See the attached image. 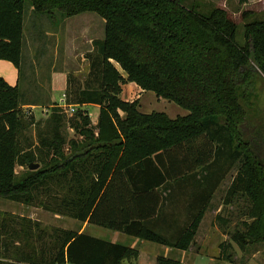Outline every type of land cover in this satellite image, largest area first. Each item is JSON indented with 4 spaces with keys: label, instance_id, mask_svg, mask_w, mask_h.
<instances>
[{
    "label": "trees",
    "instance_id": "obj_1",
    "mask_svg": "<svg viewBox=\"0 0 264 264\" xmlns=\"http://www.w3.org/2000/svg\"><path fill=\"white\" fill-rule=\"evenodd\" d=\"M27 3L51 20L56 12L64 18L92 12L105 20L104 38L93 40L87 56V77L77 82L69 76L65 93L69 105L100 110L95 126L87 112L76 111L69 123L78 139L68 140L62 133L66 116L54 104L51 136L39 132L38 146L25 148L21 138L34 120L22 107L39 104L26 103L19 83L0 76V198L187 252L218 186L237 168L224 205L245 199L252 221L242 223L231 242L248 253L264 245V162L242 127L254 78L264 76V20L245 23L240 45L226 9L202 14L186 0H0V60L14 64L19 80ZM128 82L188 114L142 113L138 99L121 97ZM38 162L42 167L30 171ZM17 167L27 170L18 174ZM201 171L210 172L203 182L197 179ZM180 183L201 188L188 201L183 229L169 238L155 225L169 199L163 192ZM231 242L220 245L230 263ZM139 254L86 232L0 216L3 264H124ZM156 264L182 263L160 256Z\"/></svg>",
    "mask_w": 264,
    "mask_h": 264
},
{
    "label": "rangeland",
    "instance_id": "obj_2",
    "mask_svg": "<svg viewBox=\"0 0 264 264\" xmlns=\"http://www.w3.org/2000/svg\"><path fill=\"white\" fill-rule=\"evenodd\" d=\"M29 3V2H28ZM25 9L24 38L22 45V66L23 72L20 77V88L25 102L39 104L35 107L23 108L26 118L33 119L34 124L30 126L21 138L23 146L37 147L39 132L51 136L50 119L52 117V106L55 104L66 116L65 125L62 128L63 135L68 139H78L77 134L72 129L69 121L79 109L89 114L93 126L97 125L99 117V107L86 105L84 107L72 106L67 103L66 93L67 80L73 76L75 81L82 82L89 72L88 54L93 52V40L103 39L105 35V20L96 13L87 12L73 17L64 18L62 13L56 12V17L51 20L45 15H35L32 9ZM197 4V9L202 14H209L213 7H222L227 10L229 16L237 23L236 41L243 45L245 43L244 27L247 21L254 19L264 20V0H249L247 5L240 3V0H186L187 5ZM244 11L250 12L243 18ZM59 76L57 80V90L50 94V86L53 82L54 73ZM131 84L132 87L129 85ZM140 88L134 82H128L123 86L122 98L130 100L138 99L141 104L142 113L159 112L165 113L170 118L186 116L187 111L179 107L168 99L159 98L153 91L141 89L142 93H137ZM30 92H25V89ZM61 98L64 102L61 103ZM248 119L243 124L245 139L253 140L257 154L264 162V76L260 74L254 78L249 97V105L246 106ZM146 109V110H145ZM29 122V121H28ZM42 167L41 163H36ZM26 168L17 167V173L26 171ZM237 168L232 170L218 186L211 205L206 213L205 221L199 232L198 245L205 247L203 256L196 255L200 248H193L187 257L182 260L179 252L171 255L170 258L182 261V264H264V245L257 247L252 252H243L236 245L232 251L233 262L230 263L222 259V255L216 251L222 243L231 242V237L239 228L243 230L242 223L251 222L246 216L249 202L245 199L237 198L231 206H225L224 200L227 190L235 177ZM210 172H199L198 180L203 182L205 175ZM215 179V177H214ZM214 179L212 181L214 182ZM192 182L196 183L195 180ZM9 214L12 216L31 219L38 222L45 229H63L79 231L84 225L67 216H60L48 212L40 207L26 206L0 198V216ZM218 216L228 220L226 224L218 220ZM88 230V234L100 237L105 240L117 238L115 234L102 228L94 227V231ZM116 240V239H115ZM132 239L128 236L119 237V243L131 247ZM134 248L142 249L152 247L160 249V245L145 242L147 246L140 244ZM221 243V244H220ZM216 247V248H213ZM215 259V263L210 262ZM1 261V260H0ZM0 264H3L0 262Z\"/></svg>",
    "mask_w": 264,
    "mask_h": 264
},
{
    "label": "crops",
    "instance_id": "obj_3",
    "mask_svg": "<svg viewBox=\"0 0 264 264\" xmlns=\"http://www.w3.org/2000/svg\"><path fill=\"white\" fill-rule=\"evenodd\" d=\"M243 5H247V3H244ZM96 39H99V38H96ZM53 73H54V76H53V82L51 83V86H50V90H51L50 94H54V92L57 90V85H58L57 80L59 81V76H57V73L55 71ZM0 76L5 78L11 85H16L20 82L18 69L14 66V64H12L10 61H7V60H0ZM129 86L132 87L131 84ZM135 88L137 89V93L143 92L140 88H137V87ZM64 95L65 93H63V96ZM124 99H127V98H124ZM127 100H130V99H127ZM63 102H64V98H61V103ZM26 107H35V106H23L22 108H26ZM141 107L142 106L140 104V110H141ZM145 114H150V113H145ZM173 186L171 188H168L165 192H163L164 197L169 198V199H168V202H166L165 207L162 205L161 214L163 215V217H161V219L157 221V225H155L156 229L159 232H161L162 234H164L166 237H169V238L176 236L175 234L179 233L180 230L183 229L184 225L187 222L186 217L188 215L186 214L185 209L188 204V201L193 200L195 196L194 193H196V191H198L201 188L200 186L194 185L193 183L192 184L180 183L174 187ZM205 217L200 225L198 234L195 239V244L190 248L189 251L182 252L179 250H173L163 245H160L161 246L160 249L148 247V248H145V251L142 249H138L140 254H139V258L137 261L125 262L124 264H156L158 257L164 256V257L170 258L171 255H174L175 253H178V252L182 254L181 257H182V260H184L193 248H200V251H196V255L203 256L204 251H205L204 248L208 249L209 246L207 247H205V245L200 246L198 245V242L200 239L199 232L201 231L203 227ZM94 227L96 226L89 225L86 223L83 229L81 230V232L88 233V230L91 231V228H93L92 231H94L95 233ZM97 228H100V227H97ZM107 231H110V230H107ZM110 232L114 233L115 234L114 236H117V238H115L116 240L115 239L109 240L112 243H119V237L121 236V238H124V236H126L123 233L114 232V231H110ZM93 237H96V235ZM96 238H100V237H96ZM138 240L139 239L132 241L131 248H134L135 246L138 245ZM140 244L147 246L145 245L146 244L145 241H141ZM231 244L233 245V249H234L235 244H233L232 242ZM213 248H216V247H213ZM216 251L220 253V245ZM180 262L183 263L182 261ZM210 262L215 263L216 261L215 259L212 258Z\"/></svg>",
    "mask_w": 264,
    "mask_h": 264
},
{
    "label": "water",
    "instance_id": "obj_4",
    "mask_svg": "<svg viewBox=\"0 0 264 264\" xmlns=\"http://www.w3.org/2000/svg\"><path fill=\"white\" fill-rule=\"evenodd\" d=\"M39 168H40V166L38 164H35V165H31L29 170L30 171H37Z\"/></svg>",
    "mask_w": 264,
    "mask_h": 264
}]
</instances>
